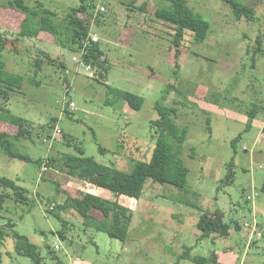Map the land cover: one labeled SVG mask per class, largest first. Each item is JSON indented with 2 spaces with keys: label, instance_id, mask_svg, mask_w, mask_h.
Returning <instances> with one entry per match:
<instances>
[{
  "label": "rangeland",
  "instance_id": "374dc122",
  "mask_svg": "<svg viewBox=\"0 0 264 264\" xmlns=\"http://www.w3.org/2000/svg\"><path fill=\"white\" fill-rule=\"evenodd\" d=\"M8 1L0 0V33L10 42L2 59L9 71L26 80L9 102L0 103L31 122V136L15 147L31 161L0 151V177L29 192L26 205L11 198L0 211L6 234L0 264H36L17 254L14 233L39 247L41 264H175L187 248L192 256L210 260L216 251L225 253L222 263L215 254L217 264H264V0H246L255 9L251 22L237 20L221 1L187 0L211 29L205 41L186 31L180 47L173 44L176 28L156 17L158 8L170 6L166 0H137L134 8L129 6L133 0H97L85 20L90 35L100 38L105 71L87 70L73 61L81 55L69 48L64 16L79 0H26L32 7L40 1L56 13L61 28L57 43L45 32L19 38L24 16L6 7ZM39 58L44 60L40 69L35 66ZM108 86L144 98L141 110L109 98ZM158 103L176 109L177 124L188 129L181 155L189 169L187 189L148 179L140 200L120 197L119 203L133 214L126 242L85 225L71 208L54 209L65 206L67 195L105 197V191L70 176L58 163L47 167L35 162L67 154L131 173L135 163L151 158ZM255 108L259 111L252 128L245 131L248 112ZM0 128L17 132L5 124ZM232 162L234 178L227 182ZM55 183L63 194L57 196ZM0 192L7 190L0 187ZM217 208L232 231L228 237L213 234L201 240L200 216ZM92 216L103 218L97 211ZM255 221L261 239L251 237L245 227ZM55 245L60 247L53 254L57 260L50 254Z\"/></svg>",
  "mask_w": 264,
  "mask_h": 264
},
{
  "label": "trees",
  "instance_id": "16d2710c",
  "mask_svg": "<svg viewBox=\"0 0 264 264\" xmlns=\"http://www.w3.org/2000/svg\"><path fill=\"white\" fill-rule=\"evenodd\" d=\"M79 1L78 7L72 9L71 12L64 16V21L67 22V27L65 28L70 35L69 48L73 53L82 55L81 61L83 65L92 69L98 67L105 71L104 52L99 43L90 40L91 32L85 20L86 16L94 13L97 0ZM136 1L133 0L129 4L130 8H134ZM166 1L170 3V6L158 8L156 17L176 28L173 41L175 47H180L186 31L193 33L196 41H205L207 39L211 29L210 22L195 13L188 5L187 0ZM218 1L229 6L237 20L245 19L251 22L255 19V9L247 5L246 0ZM2 7L0 5V9ZM6 7L13 8L24 16L21 31L18 33L19 38L34 39L40 33L45 32L52 35L55 43H57V39L61 35V28L54 20L56 13L45 7L42 2L37 1V6L32 7L27 4L26 0H9ZM146 8L147 4L144 3L139 9L145 11ZM258 42L261 43L260 40ZM8 43H10L9 39L0 33V99L4 102H9L11 95L21 90L26 80L22 74L9 71L6 62L2 59V54L5 52ZM46 58L52 62L48 55H46ZM43 61L40 58L37 59L36 68L40 69ZM59 66L62 69L66 67L64 63L59 64ZM107 91L109 98L121 100L135 112L140 111L144 104V98L134 94L117 90L110 86L107 87ZM107 103L110 104L111 102L108 101ZM155 110L159 116L157 120L152 122V127L157 135L156 145L149 161L135 163L131 173L120 171L113 166L99 164L92 157L64 154L60 159L37 160L35 164L38 166L43 164L49 167L58 163L70 176L85 183L94 182L97 188L115 197V200H113L92 193H83L80 197L67 195L65 206H56L54 209L60 212L65 208H71L83 218L85 225L91 226L99 232L106 233L112 239L126 242L129 239L133 214L129 207L119 203L118 199L120 197L140 200L148 179L155 183L186 190L188 187L189 169L185 166L181 155L183 145L188 137V129L186 127L180 128L177 124V111L173 107L158 103L155 106ZM258 111L259 109L255 108L248 112L249 120L245 131H249L252 128V120L256 117ZM67 114L69 115L68 111ZM0 124L17 129L16 134H13L0 128V151L11 159L30 162L31 159L18 152L15 147L17 142L26 140L31 136V122L14 115L0 103ZM232 145L235 147L236 140L232 142ZM101 151L105 152L104 149H101ZM233 167L232 162L228 167L227 182L232 181L234 178ZM0 187L7 190V192H0V211L4 209L6 201L11 198L23 205L28 203V190L18 186L13 180L0 177ZM55 188L57 196L64 193L60 184L55 183ZM8 191L12 192V194ZM54 209H50L48 212L52 213L55 211ZM93 211L100 212L103 218L92 216ZM224 218V212L219 208L212 213L204 212L198 222L201 240L210 238L213 234L228 237L232 231V225L226 223ZM2 226H0V263L2 262L1 247L6 239L5 229ZM234 226L237 230L241 228L237 221ZM13 238L18 255L28 257L36 264L42 263V257L38 253V246L32 244L26 236L17 233H14ZM55 251L56 249L54 248L53 251H50V254H55ZM191 251V248H187L175 264H179L181 260H187L194 264H217L215 253H213L214 257L210 260L202 256H192ZM53 258L57 260L55 255H53Z\"/></svg>",
  "mask_w": 264,
  "mask_h": 264
},
{
  "label": "built area",
  "instance_id": "2783aa9c",
  "mask_svg": "<svg viewBox=\"0 0 264 264\" xmlns=\"http://www.w3.org/2000/svg\"><path fill=\"white\" fill-rule=\"evenodd\" d=\"M102 9L104 10V8H102ZM90 40H92L95 43H99L100 38L98 37V35L93 34V35H90ZM73 61L79 63L80 66H85V65L82 64L81 58L73 57ZM85 67L88 68L87 70H91V67H89V66H85ZM67 73H69V72L67 71ZM71 107L75 108V104L71 103ZM244 150L247 151V148H244ZM47 170H48V168L44 167V171H47ZM250 199H251V197H248V200H250ZM256 223H257L256 221L253 223V225H250V224L247 223V224H245V227L250 228L251 237H254L256 235L257 239H261L263 234H262V232H258L257 233V224ZM55 249L58 250V249H60V247L58 245H55Z\"/></svg>",
  "mask_w": 264,
  "mask_h": 264
},
{
  "label": "crops",
  "instance_id": "0c3cea01",
  "mask_svg": "<svg viewBox=\"0 0 264 264\" xmlns=\"http://www.w3.org/2000/svg\"><path fill=\"white\" fill-rule=\"evenodd\" d=\"M245 151V150H244ZM99 189V188H98ZM103 193V192H102ZM105 198H109V199H112L111 198V194L106 192L105 191ZM120 199V198H119ZM215 254H217V257H218V262L219 263H222L224 260L226 261V258H227V255L224 253V254H221L219 252H215Z\"/></svg>",
  "mask_w": 264,
  "mask_h": 264
}]
</instances>
